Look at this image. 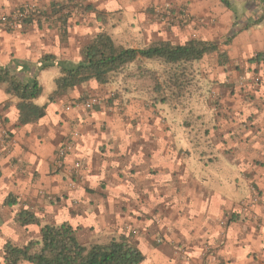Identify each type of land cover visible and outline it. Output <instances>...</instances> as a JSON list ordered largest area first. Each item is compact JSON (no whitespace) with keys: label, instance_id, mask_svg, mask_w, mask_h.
<instances>
[{"label":"crops","instance_id":"crops-1","mask_svg":"<svg viewBox=\"0 0 264 264\" xmlns=\"http://www.w3.org/2000/svg\"><path fill=\"white\" fill-rule=\"evenodd\" d=\"M65 1L0 0V68L36 80L34 103L46 106L21 126L19 100L0 85V264L6 244L40 241L42 227L64 223L85 245L127 238L142 264H264V57L253 58L264 50V0H221L217 11L216 0H87L82 15L59 20ZM161 3L187 7L198 28L149 24ZM25 6L23 28L3 25ZM100 32L133 50L198 36L222 44L229 63L206 56L193 87L177 68L139 57L106 84L93 79L50 101ZM90 97L100 105L74 108ZM67 142L74 149L60 166ZM23 209L40 224L17 223Z\"/></svg>","mask_w":264,"mask_h":264},{"label":"trees","instance_id":"trees-1","mask_svg":"<svg viewBox=\"0 0 264 264\" xmlns=\"http://www.w3.org/2000/svg\"><path fill=\"white\" fill-rule=\"evenodd\" d=\"M228 5V4H227ZM232 37L223 44L228 45ZM218 42L191 40L185 45L174 46L158 43L142 50L118 46L105 32H100L81 50L82 62L75 67L62 70L57 80V90L50 101L64 96L90 80L106 84L111 75L135 62L139 57L155 59L167 65L178 66L203 60L206 56L220 52ZM261 55L254 59L259 60ZM7 85V93L18 100L19 124H36L46 115V106L40 107L34 101L41 96L42 88L36 80L23 82L11 75L8 69L0 68V85ZM9 203L16 200L9 197ZM17 223L26 227L39 225L40 221L30 210H21ZM6 264H142L143 253L127 238L121 237L108 244H83L77 230L70 224L45 225L41 229L40 241L32 240L24 246L10 243L4 247Z\"/></svg>","mask_w":264,"mask_h":264},{"label":"rangeland","instance_id":"rangeland-1","mask_svg":"<svg viewBox=\"0 0 264 264\" xmlns=\"http://www.w3.org/2000/svg\"><path fill=\"white\" fill-rule=\"evenodd\" d=\"M224 1L225 2H231L230 0H224ZM86 2H87V0H66L64 5H62L58 10V13H57L58 19L59 20H65V19H71V18L79 17L80 15H82V13L86 7ZM167 5L170 6L174 12H178L180 10H185L187 12V14L189 15L188 22L185 23L183 21H179L175 17L174 21L171 22V25H165V24L160 23L161 18H160V16H158L157 11L164 9ZM219 6L223 7V8L227 7V6H225V3H223L221 0H216V5L214 6V8L212 10L217 11ZM241 6H242L241 3L234 4V7H236L239 11H240L239 8ZM231 10H233V9H231ZM59 13H60V15H59ZM147 14H149V17H148V23L149 24L162 26L163 28H165L170 33H173L172 32L173 30H175L177 32L181 31L182 33H185L187 31H189V27H192L196 30L199 26V21L197 20V17L191 15L189 9L187 7H185L184 5H174L171 3H161V4H158L157 6L153 7V9H150L149 11H147ZM238 14L239 13H235V15H234L235 21L239 19V17H236V15H238ZM184 40L185 39L180 38L177 35V40H175V38H172L170 43H174V45H180V43L184 42ZM190 40H201V39L198 38V36L197 37L193 36V37H190L189 41ZM221 47L222 48L220 49L219 53L215 52L213 54L208 55L207 57L208 58H213V57L218 58V62L220 64L224 63V62L229 63V56H228L227 50H225V48H223V45ZM257 54H254L253 58H255L257 56ZM261 54H264V50L261 52ZM161 66H163V67H161V68H163V69H161L163 71L170 68V65H167L164 62ZM209 67L212 68L213 65L210 64ZM171 68H177L176 70H177L178 74L184 75L186 82L187 81L191 82V84L189 83L190 86L195 87L199 83V82H197V79L195 78L194 74H197L196 72L201 69L200 61L182 64V65H178V66H172L171 65ZM95 98H97V97H95Z\"/></svg>","mask_w":264,"mask_h":264},{"label":"built area","instance_id":"built-area-1","mask_svg":"<svg viewBox=\"0 0 264 264\" xmlns=\"http://www.w3.org/2000/svg\"><path fill=\"white\" fill-rule=\"evenodd\" d=\"M32 7L25 6L21 11L17 12L14 15H4L1 17V22L3 25L13 29V30H20L23 28L25 21L27 17L32 12ZM158 16L161 18L162 24L165 25H171V22L174 21V18L178 19L179 21H183L185 23L188 22L189 15L185 10H180L178 12H174L173 9L170 6H166L162 10L157 11ZM100 105V100L95 97H90L87 99L82 100L81 102H78L74 104V108H82L85 110H93L96 106ZM74 149V143L73 142H67L64 144L58 151V163L60 166H63L64 159L72 153ZM75 168L80 170L82 168L81 162H75ZM258 200V199H257ZM256 200V201H257ZM262 209L264 211V204L262 205ZM136 233V232H134ZM160 243V240L158 241Z\"/></svg>","mask_w":264,"mask_h":264}]
</instances>
